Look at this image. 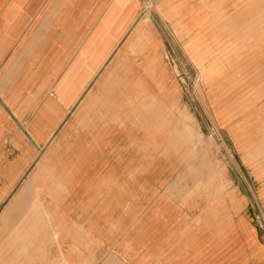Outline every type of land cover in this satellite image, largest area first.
I'll list each match as a JSON object with an SVG mask.
<instances>
[{
  "label": "crops",
  "instance_id": "crops-1",
  "mask_svg": "<svg viewBox=\"0 0 264 264\" xmlns=\"http://www.w3.org/2000/svg\"><path fill=\"white\" fill-rule=\"evenodd\" d=\"M263 231L264 0H0V264H264Z\"/></svg>",
  "mask_w": 264,
  "mask_h": 264
},
{
  "label": "rangeland",
  "instance_id": "rangeland-1",
  "mask_svg": "<svg viewBox=\"0 0 264 264\" xmlns=\"http://www.w3.org/2000/svg\"><path fill=\"white\" fill-rule=\"evenodd\" d=\"M135 91H139V93H141L140 88H134Z\"/></svg>",
  "mask_w": 264,
  "mask_h": 264
},
{
  "label": "built area",
  "instance_id": "built-area-1",
  "mask_svg": "<svg viewBox=\"0 0 264 264\" xmlns=\"http://www.w3.org/2000/svg\"><path fill=\"white\" fill-rule=\"evenodd\" d=\"M262 235H264V231H263V234Z\"/></svg>",
  "mask_w": 264,
  "mask_h": 264
}]
</instances>
